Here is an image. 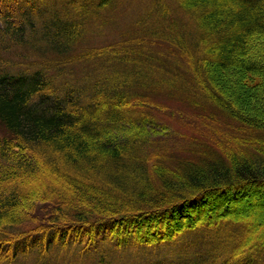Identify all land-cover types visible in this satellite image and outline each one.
<instances>
[{
    "label": "trees",
    "instance_id": "1",
    "mask_svg": "<svg viewBox=\"0 0 264 264\" xmlns=\"http://www.w3.org/2000/svg\"><path fill=\"white\" fill-rule=\"evenodd\" d=\"M174 1L190 19L189 30L184 23L180 30L179 20L170 23L180 38L171 36L173 30L144 33L136 43L115 42L93 55L95 47L81 43L98 21L109 22L114 0H0V123L8 130L0 137V264L57 245H81L91 253L105 249L100 242L154 246L198 230L217 235V255L207 264H264L257 223L220 212L229 206L226 198L264 188V87L258 93L262 108L248 109L241 101L250 92L238 76L264 72V58L250 54L252 39L264 34V0ZM80 57L106 58L107 66L117 68L109 78L94 71L95 82L82 87L73 80L92 75V67L79 63ZM226 73L235 75L228 81ZM157 88L175 89L195 106L213 105L226 118L223 127L200 118L199 134L214 133L209 147L192 150L193 158L173 167L144 156L140 141L146 129L141 111L147 117L171 114L139 97L147 96L138 91ZM44 169L59 182L36 191L26 177ZM149 169L155 180L147 177ZM214 196L210 217L177 221L158 237L136 230L164 216L191 217L185 208L204 212ZM25 200H34L29 214ZM46 204H53L48 212ZM191 248L180 264H199Z\"/></svg>",
    "mask_w": 264,
    "mask_h": 264
},
{
    "label": "rangeland",
    "instance_id": "2",
    "mask_svg": "<svg viewBox=\"0 0 264 264\" xmlns=\"http://www.w3.org/2000/svg\"><path fill=\"white\" fill-rule=\"evenodd\" d=\"M181 14L182 12L174 0H114V3L112 4L106 16V18H109V22L106 21L104 23L102 22L103 20L98 21V24L94 27L95 30L85 36L81 45L83 47H95L96 52H93L94 55L98 52L104 54V50H108L106 48H110L107 47V45L114 44L115 42L116 44L114 47L125 43H136L137 40L142 39L141 35H145L144 33L153 35L159 31L164 32V30H173L170 33L171 36L175 37L178 35L180 38L181 32L176 34L177 32L173 28L170 29V23L174 20H179L178 24L180 30L183 29V23L186 25V29L189 30L190 19L187 16H181ZM145 38L148 39L149 37ZM159 42L168 44V42H163L162 40ZM250 48L251 55H254L256 58H264V34L256 35L252 39ZM105 56H108V59L111 58V56L108 54ZM105 59L106 58H104L103 61V59L101 60V58L98 57L97 62H89L86 59L80 57L79 63L82 64L86 61V67H92L89 71L92 75H89V77L83 75L82 77H85L84 80H81V77L78 76V78L73 81H76L77 85L79 86L89 87L95 82H93L94 78L96 77L94 75V71H100L101 73L105 72L106 74L109 73L106 75L109 78V75L112 74L111 72L115 71L112 68H115L116 66H107L105 64ZM117 71L122 73V70L118 69ZM66 73L67 77L70 74L73 75V73L68 70H66ZM233 75H235V73H226V80H230L231 76ZM238 76L241 79L243 86L249 89L250 92L249 95L242 99V105L248 109L258 108L257 106L262 108V103L260 102L261 98L258 97V93L264 87V72L243 71L240 72ZM60 79L61 78H59V80ZM54 84L57 85V80L55 79ZM96 90L99 92V89L96 88ZM138 92L140 95L147 96L146 98L139 96L140 98L159 104L160 106L164 107L165 110L163 112L168 110L171 113L164 114L169 116L168 118L163 115L156 116V114L147 117V114H149L148 112H140L144 119V122H142L141 126L144 124L143 126L146 128V132L141 131V136L144 140L140 141L143 143L145 141V145L142 147L143 152L145 153L143 155L149 156V158L152 157L154 159H159L160 162H163L169 167L177 166V164H179L178 162L193 158L192 150L197 149L200 151V149H206L209 147L207 141L209 138L211 139L214 136V133H209L207 129H204L205 133L208 134L206 135L207 137H203L199 134L201 132L199 127H203L201 124V119H205L207 120V124H213L215 126L218 125L223 127L225 124L226 118L213 105L212 107H204V105L201 106L202 103H200L199 106H195L194 103L196 102H189L185 96L178 95V93L175 92V89L170 90L165 88H157L153 92H146V90H141V92ZM103 95H105V92ZM140 98L134 101L136 103L143 102V100ZM131 102L133 101H129L128 103ZM7 134L8 130L0 123V137H3ZM135 134L136 133H133V135ZM39 164H47V161L39 160ZM42 172L44 174L40 173L37 175V177H26V181L31 184L33 183L32 185L36 191L43 190L44 186L47 184H54L56 181L59 182V177H57V175L49 169H44ZM146 174L148 178L155 180L154 172H152L151 169H149ZM45 197L41 199H46L53 203L52 199L49 200L50 198ZM221 198L222 197L219 199ZM215 199V196L207 198V206H209L206 210H204V212L199 213L200 211H198V209L196 212H194L190 211L188 208H185V213L189 214L187 216L191 217L180 220V218H177L179 215H177L175 220L171 219L170 221V217L165 218L164 216L155 221L149 220L145 227L142 225L138 227L137 225L136 227L138 228L136 230H138L139 234L142 232L148 237H158L161 236L160 234H164L169 231L171 226H175L177 221V226H179L180 222L186 223L187 221H192V219L196 220L197 217L198 219L201 217H210V202ZM263 199L264 188L257 187L250 190L247 189L244 191V194L241 193V195L236 198H226L229 206L226 209H222L220 212L227 214V216H235L236 219H245L251 223L256 222L257 224L255 225V229L259 232L258 237L264 238ZM28 202V200L23 202L24 214H29V209H32L31 206L34 203V200L31 203ZM52 205L53 204H46L43 208H45L46 212H48V210L51 209L49 207H52ZM43 208H39L41 212L39 213L40 215H44L45 210H42ZM217 215H219V213L216 214V216ZM217 220L218 219H216V221ZM36 224V221L30 222L26 224L24 228H29L35 226ZM221 227L223 226H220L219 228ZM219 228H216V230ZM127 229L133 231L134 225H129ZM195 236L202 237L204 239L202 241L195 240ZM216 238L217 235L211 231L198 230L191 234H187V236L181 235L179 238H176L175 241H165L154 246L144 245L117 248L115 247L116 245H108L100 242L99 245L101 246L98 248L105 246L106 250L103 249L100 251V249H98L100 252L94 251L91 253H86L87 251L91 250H86V252H84L81 249V245L71 244L67 245V247L57 245L51 247L48 253H41L42 256L38 255L37 252H34L26 257L19 255L17 260L8 263L5 262V264H99V262H101V260L104 261V259L106 261L105 264H180L182 258L180 255L185 251V248L188 251V247H192V253L197 254L193 255L194 257H192V261L197 260L199 264H203L209 259V256V261H211L213 259V256L211 255H217L215 251L216 248L214 247V245H217V243L214 242ZM187 240L190 241L191 245H188ZM97 243L98 242L95 241L93 245H96ZM37 255L39 256V259H37ZM40 258H42V260ZM205 264H207V261Z\"/></svg>",
    "mask_w": 264,
    "mask_h": 264
}]
</instances>
